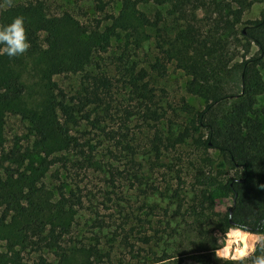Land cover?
Masks as SVG:
<instances>
[{
    "label": "trees",
    "instance_id": "16d2710c",
    "mask_svg": "<svg viewBox=\"0 0 264 264\" xmlns=\"http://www.w3.org/2000/svg\"><path fill=\"white\" fill-rule=\"evenodd\" d=\"M128 1H123L124 8ZM234 1L239 3L238 7L234 6ZM171 3L178 14V29L162 49L161 58L151 62L149 70L135 69L123 54L113 57V61H105L110 58L108 53L116 36L114 26L106 21L114 20L115 23L117 18L106 14L102 0H93V11L113 19L98 17L80 21L73 19L67 10L58 16H46L41 5L33 7L32 22L26 27L29 48L40 49L39 34L45 33L48 85L54 94L48 96L40 108L29 113L20 110L27 115L31 123L29 130L34 132L31 144L23 146L15 141L0 148V224H8L9 215L11 221L18 217V239L23 247L29 244L35 248L56 246L65 232L56 221L58 213H53V208L48 211L39 194L38 184L42 183L48 167L59 164L72 181L68 195H65L62 182L56 186L61 203L68 201L70 207L82 206L85 194L80 187L81 170L92 166L96 147L102 145L111 157H117L130 147L132 132L126 123L133 114L141 113L142 120L158 122L160 119V113L152 108L156 105V94L149 81V71L165 72L166 64L173 59L188 76L186 92L202 99L203 107L192 113V118L176 135L169 131L164 138L160 128L155 127L150 142L156 158L161 148H175V144L190 138L195 150L202 149L206 153L201 158L202 165L216 174L206 177L203 172H197L198 176H203L202 187L197 191L191 211L198 217H209L206 211L212 206V187L221 184L222 180L217 178L222 177L231 192L234 208L231 219H228V211L215 214L220 230L227 231L235 222L256 229L264 222V129L261 121L264 103L258 104L264 93V10L259 18L244 21L245 30L239 31L237 24L241 22L243 10L250 5L249 0L225 3L224 0H172ZM199 8L209 11L206 19L196 17L195 9ZM30 9L26 7L21 13ZM137 19L141 25H157L160 15L156 12L151 20L139 12ZM63 27H70L79 36L77 40L74 38L77 47L71 48L72 58L67 56V37L60 35ZM253 45L256 52L247 56ZM235 47L243 52L234 53ZM62 72L80 74L79 89L71 96L51 79L53 74ZM18 79V74L12 73L0 77L1 82H8L5 88L2 86L5 84H0L2 109L22 95L23 85ZM125 90L136 102L134 109L122 106L120 96ZM184 108L191 113L192 106L184 103ZM117 111L121 112L119 116ZM115 116L119 123L109 125ZM72 128L77 134L72 133ZM56 143L70 156L64 153L51 156ZM37 147L43 155L38 154L41 150H36ZM208 150L215 151L216 156ZM106 174L108 182L113 184L119 174L118 168L111 167ZM174 177L181 182L176 172ZM178 193V188L174 189L176 197ZM108 200L103 197V202ZM180 207L178 203L177 210ZM102 220L94 217V222H104ZM57 229L62 231L55 233ZM139 239L148 243L151 237ZM194 251H197L194 253L196 264L212 263L214 257L210 248Z\"/></svg>",
    "mask_w": 264,
    "mask_h": 264
},
{
    "label": "rangeland",
    "instance_id": "374dc122",
    "mask_svg": "<svg viewBox=\"0 0 264 264\" xmlns=\"http://www.w3.org/2000/svg\"><path fill=\"white\" fill-rule=\"evenodd\" d=\"M123 1L102 0L106 14L117 18L116 26L114 20L106 21L114 26L116 36L108 53L110 58L105 61H113V57L123 54L128 56V64L135 65V69L144 67L149 70L151 62L161 58L162 49L167 47L169 38L178 29V14L172 8V0H129L126 8ZM231 1L224 0V3ZM249 1L250 5L243 10L241 22L237 24L239 31L245 30L244 21L259 18L264 10V0ZM38 5L43 7L42 13L46 16H58L67 10L73 19L80 21L105 17L104 13L93 11V0H0V25L10 23L16 16H23L26 28L29 21L32 22L33 7ZM238 5L234 1V6ZM26 7L31 9L21 13ZM139 12L151 20L158 12L160 21L157 25H141L137 19ZM195 15L198 19H206L209 11L195 9ZM62 29L60 35L67 37V56L72 58L71 48L77 47L74 38L77 40L79 36L70 27ZM44 35L39 34L40 49L29 48L18 57L0 55V77L18 74V80L23 85L22 95L13 98L10 106L2 109L0 105V148L8 147L15 141H20L23 146L30 145L34 132L29 130L31 123L27 115L20 110L29 113L34 108H40L42 102L54 94L48 85V47L43 40ZM235 51L239 55L243 52L238 47L233 48ZM255 52L253 45L247 56ZM106 55L104 53V57ZM187 78L176 59L166 64L165 72L149 71V81L156 94V105L152 108L160 113V119L158 122L142 120L141 113L133 114L126 123L132 132L130 147L117 157H111L102 145L96 147L92 166L81 170L80 187L85 194L82 206L70 207L68 201L61 203L55 188L62 182L65 195H68L72 181L59 164L48 167L41 179L43 184H38L39 194L45 200L47 210L52 211L53 208V213H58L56 221L65 232L56 246L35 248L29 244L23 247L18 239L17 220L20 219L16 217L11 221L12 216L9 215L7 221L10 222L0 224V264H196L194 253L197 251L194 250L201 248L211 249L214 257L211 264H226L215 256L217 239L224 233L215 214L225 213L232 203L231 192L224 185L225 178H217L222 183L212 187V206L206 211L209 217H198L191 211L197 191L202 187L203 176H198L197 172H203L206 177L216 176L208 166L202 165L201 158L206 153L202 149L195 150L191 139L187 138L175 144V148H161L157 159L150 142L155 127L160 128L164 138L169 131L176 135L192 118V113L203 107L202 99L186 92ZM51 79L57 81L67 96L79 89L78 72L53 74ZM2 83L5 88L8 82L0 81ZM130 97L125 90L120 101L122 106L134 109L136 102ZM184 103L192 106L191 113L186 111ZM263 103L264 93L258 99L259 105ZM116 113L118 116L121 114L120 111ZM118 116L109 125L116 126ZM261 121L264 129V117ZM71 131L77 134L74 128ZM36 150L41 149L37 147ZM43 153L42 150L38 152L39 155ZM62 153L70 156L56 143L50 155ZM208 153L216 156L215 151L208 150ZM111 167H117L119 171L113 183L115 187L109 183L106 174ZM175 172L181 177L180 183L174 177ZM177 188L179 193L176 197L173 191ZM103 197L109 200L103 202ZM178 203L181 207L177 210ZM95 216L104 222H94ZM143 236L151 237L148 243L139 239Z\"/></svg>",
    "mask_w": 264,
    "mask_h": 264
},
{
    "label": "clouds",
    "instance_id": "9594fccd",
    "mask_svg": "<svg viewBox=\"0 0 264 264\" xmlns=\"http://www.w3.org/2000/svg\"><path fill=\"white\" fill-rule=\"evenodd\" d=\"M30 46L23 16L0 25V55L18 57ZM217 245L215 256L226 264H264V222L256 229L235 222L218 237Z\"/></svg>",
    "mask_w": 264,
    "mask_h": 264
},
{
    "label": "water",
    "instance_id": "95a60500",
    "mask_svg": "<svg viewBox=\"0 0 264 264\" xmlns=\"http://www.w3.org/2000/svg\"><path fill=\"white\" fill-rule=\"evenodd\" d=\"M233 208H234V201H232L231 205L228 206V208H227V211H228V217L231 216L232 211H233Z\"/></svg>",
    "mask_w": 264,
    "mask_h": 264
}]
</instances>
